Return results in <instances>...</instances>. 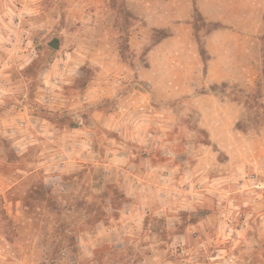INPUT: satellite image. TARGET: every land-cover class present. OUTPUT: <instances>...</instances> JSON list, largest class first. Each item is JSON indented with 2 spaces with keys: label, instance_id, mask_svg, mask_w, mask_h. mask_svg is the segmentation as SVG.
Segmentation results:
<instances>
[{
  "label": "rangeland",
  "instance_id": "obj_1",
  "mask_svg": "<svg viewBox=\"0 0 264 264\" xmlns=\"http://www.w3.org/2000/svg\"><path fill=\"white\" fill-rule=\"evenodd\" d=\"M175 10L173 0H0V264H264V27L246 42L252 81L210 86L234 107L178 98L149 121L122 96L133 78L120 67L145 65L177 22L192 23L206 60L203 37L222 25L195 6ZM108 83L109 95L94 91ZM123 105L126 135L95 119ZM41 118L82 122L92 146L26 141Z\"/></svg>",
  "mask_w": 264,
  "mask_h": 264
},
{
  "label": "crops",
  "instance_id": "obj_2",
  "mask_svg": "<svg viewBox=\"0 0 264 264\" xmlns=\"http://www.w3.org/2000/svg\"><path fill=\"white\" fill-rule=\"evenodd\" d=\"M182 1L173 0L176 16L185 12L190 13L191 8L195 6L206 20L219 22L222 26L203 37L206 60L202 58L197 38L192 31V23L177 22L173 26V34L148 48L144 56L145 65L134 67L123 64L120 67L126 77L133 78L131 83L125 85H130L127 87L128 94L124 95L123 92L122 96L133 98L143 112L141 115L149 121L157 120L158 107L165 105L170 107L178 98L187 99L188 103L234 107V102L223 98L221 94L211 90L210 86L222 82L240 83L245 79L250 83L255 75L251 48L247 47L246 42L248 43L252 36L264 27V0H187L186 9L182 7ZM153 21H156L154 17L151 25ZM145 40L143 36H131L130 42L140 49ZM135 52L139 53L138 50ZM143 83L148 88L139 90L133 86L135 84L141 86ZM101 85H98L94 91L99 93V90H102L109 95L111 90L117 89L111 83L102 87ZM199 88H208V92L198 93L196 90ZM149 106L150 110L147 109ZM134 111L139 109L135 108ZM127 112L128 109L123 105L119 111L100 112L102 114L95 119L107 130L118 131L123 136L127 131V126L124 125ZM226 118L230 121L234 119L231 116ZM42 121L45 125L37 127L35 131L30 130L27 134L30 139L26 141H31L34 139L32 137H38L37 134H40L47 139L67 145L73 151L76 147L82 148L83 151L85 146L88 148L92 146L91 129L82 122L61 128L45 119ZM88 122L95 124L94 119L91 118ZM27 136L22 137L25 139Z\"/></svg>",
  "mask_w": 264,
  "mask_h": 264
},
{
  "label": "water",
  "instance_id": "obj_3",
  "mask_svg": "<svg viewBox=\"0 0 264 264\" xmlns=\"http://www.w3.org/2000/svg\"><path fill=\"white\" fill-rule=\"evenodd\" d=\"M52 45L57 46L58 45V42L57 41H53Z\"/></svg>",
  "mask_w": 264,
  "mask_h": 264
},
{
  "label": "trees",
  "instance_id": "obj_4",
  "mask_svg": "<svg viewBox=\"0 0 264 264\" xmlns=\"http://www.w3.org/2000/svg\"><path fill=\"white\" fill-rule=\"evenodd\" d=\"M53 47H56L55 45H52ZM202 54V53H201Z\"/></svg>",
  "mask_w": 264,
  "mask_h": 264
}]
</instances>
